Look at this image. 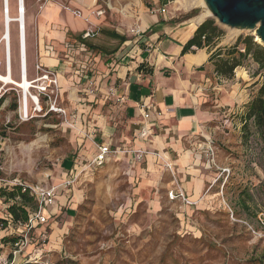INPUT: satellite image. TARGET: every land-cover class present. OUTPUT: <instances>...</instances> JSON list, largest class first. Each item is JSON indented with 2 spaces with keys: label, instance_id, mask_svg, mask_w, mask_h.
Listing matches in <instances>:
<instances>
[{
  "label": "rangeland",
  "instance_id": "1",
  "mask_svg": "<svg viewBox=\"0 0 264 264\" xmlns=\"http://www.w3.org/2000/svg\"><path fill=\"white\" fill-rule=\"evenodd\" d=\"M167 1L166 10L178 22H189L204 12L200 0ZM4 3L0 0L1 74L7 72L2 39ZM23 4L27 77L32 81L41 74L36 68L41 63L36 38L46 10L55 6L60 13L75 16L76 9L60 0H23ZM97 5L102 13H90L97 31L88 38L91 43L96 38L107 39L101 32L104 28L120 29L134 37L142 13H151V0H97ZM17 6V0H8L11 73L18 81ZM205 20H213L220 29L210 47L218 43L221 57L238 38L251 36L260 43L252 30L228 27L211 14L202 22ZM243 68L244 72L238 69L242 79L237 81L235 76L224 90L205 95L204 104L211 110L206 142L211 140L208 171L212 181L196 201L183 193L171 163L159 153L151 152L160 159L159 172L147 169L142 159L128 164L109 157L101 166H94L90 157L97 145L88 137L83 122L79 124L85 112L66 96L63 86L68 84L58 76V86L48 92L49 97L39 95L41 110L31 99L38 90L29 89L27 116L20 109L23 90L0 81V189L45 186V173L54 171V164L69 155L85 158V166L78 170L70 190L60 192L56 213L32 229L31 244L23 249L22 260L17 258L14 264H260L258 259L264 251V138L254 133L251 124L242 129L243 115L256 94L260 74L249 58ZM91 118L90 112L86 120ZM170 191L173 195L182 192L184 198L171 199ZM32 199L38 210V201ZM11 203L0 197V229L7 225ZM14 235L1 238L2 243L7 240L0 247L6 260L9 253L13 256L11 246L18 239Z\"/></svg>",
  "mask_w": 264,
  "mask_h": 264
},
{
  "label": "crops",
  "instance_id": "2",
  "mask_svg": "<svg viewBox=\"0 0 264 264\" xmlns=\"http://www.w3.org/2000/svg\"><path fill=\"white\" fill-rule=\"evenodd\" d=\"M60 2L79 10L82 16L60 13L55 6L46 10L36 38L41 62L37 63L43 69L54 71L59 81L68 84L67 87L62 83L66 96L85 112L80 126L83 122L88 137L96 145L105 144L120 151L110 154V159H124L128 164H135L138 160L133 151H147L143 163L147 169L159 172L160 159L151 152L159 153L164 161L171 163L183 193L198 200L204 187L212 181L208 171L211 167L208 143L211 140L206 142V137H210L208 118L211 110L204 104L205 95L224 90L235 76L237 81L242 79L238 76H242L243 66L236 67L231 78L217 75L210 56L218 43L182 54L183 46L199 23L191 25L176 21L166 10L168 1L151 0V13H142L139 19L138 29L142 35L130 37L126 31L104 28L101 32L107 39L96 38L95 43L88 38L82 39V34L89 27L96 29L90 13L100 10L97 0ZM161 8H165V12L162 13ZM31 57L34 60L32 51ZM89 81L93 82L94 94L86 91ZM70 87L74 91H70ZM109 87L115 88L122 99L116 100L110 95ZM142 100L152 105L148 119L142 118L137 106ZM90 112L92 118L86 120ZM142 130L146 131L145 135L141 134ZM88 144L90 148L91 144ZM94 148L90 159L98 152L97 147ZM202 155L209 160L201 159ZM83 159L69 155L54 164V171L45 173V186L58 185L71 174H78L85 166H82ZM60 192L61 188L54 203L43 208L47 220L56 213ZM6 220V227L0 229V247L4 246L1 238L12 234L19 237L26 231L8 221L11 219ZM38 224L41 223L36 221L28 231V240L15 255V262L17 258L22 260L21 253L31 244L30 233ZM11 249L15 250V247L11 246ZM9 255L6 260L0 254V264L10 262L13 256Z\"/></svg>",
  "mask_w": 264,
  "mask_h": 264
},
{
  "label": "trees",
  "instance_id": "3",
  "mask_svg": "<svg viewBox=\"0 0 264 264\" xmlns=\"http://www.w3.org/2000/svg\"><path fill=\"white\" fill-rule=\"evenodd\" d=\"M219 35L220 29L214 24V21L205 20L197 26L193 36L185 43L181 52L184 54L194 51V48L210 46ZM114 36L117 37V35ZM239 44L243 46L239 47ZM220 51L221 49L217 48L210 56V59L214 60L217 75L231 78L234 74V69L243 66L244 61L248 58L257 65L260 82L255 96L246 107L242 129L247 130L251 124L254 128V133L264 138V46L253 41L251 36H247L243 39L238 38L235 44L227 49L225 57H221ZM0 197L12 201L7 207V212L14 223L26 222L29 214L37 209L32 199L34 197L29 195L28 189L22 191V186L20 185L14 186L10 191L0 189ZM33 209L35 210L33 211ZM14 240V238L10 239V241ZM3 241L6 242L7 240L4 239ZM258 262L264 264V251L260 255Z\"/></svg>",
  "mask_w": 264,
  "mask_h": 264
},
{
  "label": "built area",
  "instance_id": "4",
  "mask_svg": "<svg viewBox=\"0 0 264 264\" xmlns=\"http://www.w3.org/2000/svg\"><path fill=\"white\" fill-rule=\"evenodd\" d=\"M160 11L163 13L165 12V8H161ZM102 11H96V14L99 15L101 14ZM73 14L75 16H82V13L79 10L73 11ZM87 21V19H85ZM96 29L89 27L87 28L83 34L82 38L87 39L90 37H94L96 35ZM138 36L142 35L141 31L139 29H136L134 31ZM37 70L41 71L40 76L38 75L35 80H33V88H36L38 90V94L36 95L38 98V101L40 103L39 95L43 94L44 96H48V92L54 91V88L58 86V79L57 75L54 71L52 70H46L43 69L40 65H37ZM34 82H41V85H35ZM86 91L89 94H94V88H93V82L89 81L87 83ZM108 92L110 95L115 96L116 100H121L122 97L118 96L117 93L115 92V88L109 87ZM32 96V95H31ZM36 106V104H35ZM139 111L141 112L142 118L143 119H148L151 113V108L152 105L150 102L146 100H142L137 104ZM37 108V107H36ZM41 105L39 109L41 110ZM55 110V109H53ZM26 114V113H25ZM28 114V113H27ZM26 114V116H27ZM142 135L146 134V131L142 130L141 131ZM98 152L97 154L92 158L91 163L94 166H101L108 160V157L110 154H117L120 151L117 150H112L108 145L105 144H100L97 145ZM135 153L136 160L140 161L143 156L145 155L146 151L143 150H135L133 151ZM90 163V164H91ZM78 174H71L67 179H65L62 183L58 185H50V186H35V187H22V191H25L28 189V192L31 196H33L37 201H38V210L31 212L28 216V219L26 222H17L15 224L19 225L23 229H25V233L22 236H19L18 239L14 242V247L15 250L13 251V258L10 262L7 264H14L15 261V255L20 252L21 247L27 242L28 236L27 233L28 231L33 227V224L38 221L39 223H43L46 220V216L43 214V208L45 206L52 205L55 201L58 189H62V191H69L70 187H72L74 181L76 180ZM177 196H181L184 198V194L181 192L179 195H173V191L169 192V198L173 199L176 198ZM11 219V217H8ZM12 220V219H11ZM10 221L11 223H14L13 221Z\"/></svg>",
  "mask_w": 264,
  "mask_h": 264
},
{
  "label": "water",
  "instance_id": "5",
  "mask_svg": "<svg viewBox=\"0 0 264 264\" xmlns=\"http://www.w3.org/2000/svg\"><path fill=\"white\" fill-rule=\"evenodd\" d=\"M203 1L209 9L211 15L215 17L221 24L231 28L254 31L255 35L260 40L259 44L264 46V0ZM22 22L23 20L21 16V34L23 33Z\"/></svg>",
  "mask_w": 264,
  "mask_h": 264
},
{
  "label": "bare ground",
  "instance_id": "6",
  "mask_svg": "<svg viewBox=\"0 0 264 264\" xmlns=\"http://www.w3.org/2000/svg\"><path fill=\"white\" fill-rule=\"evenodd\" d=\"M4 5L6 4V11H5V30L3 32V41L5 42V48H6V64H7V72L5 74L0 73V81L3 83H12L16 84L23 90V96L22 101L20 104V109L22 111H25V113H28V92L31 87H33V80L31 81L27 75H26V46H25V24H24V4L23 0H17V18L16 21L18 22V43H19V66H20V79L17 81L13 78L11 73V52H10V33H9V22H10V16H9V9H8V0H4ZM200 3L202 4V7L204 8V12H200V14L196 15L195 17L189 19V23L191 25H196L198 23H201L202 20L207 16L210 15V11L205 5L203 0H200ZM183 4V3H182ZM191 5V4H190ZM188 7V6H187ZM193 7V6H192ZM21 16H22V29L23 33L21 34L20 31V24H21ZM7 30V34H6ZM7 36V37H6ZM257 37V36H256ZM257 41L260 42L259 38H256ZM32 101L34 104H36L37 109L40 107V103L38 101V98L36 95L31 96Z\"/></svg>",
  "mask_w": 264,
  "mask_h": 264
}]
</instances>
